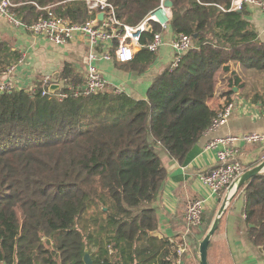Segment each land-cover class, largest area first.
Here are the masks:
<instances>
[{"label": "trees", "instance_id": "1", "mask_svg": "<svg viewBox=\"0 0 264 264\" xmlns=\"http://www.w3.org/2000/svg\"><path fill=\"white\" fill-rule=\"evenodd\" d=\"M108 1L128 25L160 3ZM170 1L165 30L190 36L191 47L176 66L156 73L144 99L108 89L74 96L83 80L68 63L60 74L63 87L51 93H43L40 83L32 90L0 91V264H84L85 248L93 264L174 263L178 244L151 234L157 226L151 203L167 179L162 155L182 163L217 118L222 109L209 105L217 72H230L231 83L244 87L232 64L252 73L254 88L242 89V95L264 104L257 88L262 83L255 79L264 76V42L245 7L232 10L231 0ZM13 2L27 24L46 14V7L74 22L88 17L83 0ZM158 31L151 23L140 50L120 66L146 70L156 53L145 45ZM20 56L0 39V76ZM239 190L248 238L264 255V172ZM212 217L202 214V233Z\"/></svg>", "mask_w": 264, "mask_h": 264}, {"label": "crops", "instance_id": "2", "mask_svg": "<svg viewBox=\"0 0 264 264\" xmlns=\"http://www.w3.org/2000/svg\"><path fill=\"white\" fill-rule=\"evenodd\" d=\"M245 10L247 11L246 19L254 26L258 38L264 42V10L253 6H246ZM163 34L164 44L156 52L155 60L146 70L143 72L127 70L115 60H97L96 65L103 78L110 84L121 87L123 92L134 99H144L146 90L156 73L162 67L169 65L172 59L169 42L173 33L165 31ZM0 39L21 54L17 63L14 64V76L23 81L22 88L28 89L30 85L35 87L37 83H40L42 88V81L45 77L63 82L60 74L64 63L71 64L83 80V58L87 52V44L81 35L66 44L55 45L43 36L8 25L0 17ZM231 66L244 87L237 88L231 83L230 72L219 71L215 77L214 96L209 101L210 107L223 110L222 107L225 106V101L229 96V100L231 99L229 103H232L233 109L227 121L215 129L204 132L186 154L182 163H178L166 154L162 155V161L167 170V179L160 195L151 203L155 209L157 222L151 234L158 238H167L178 245L185 241L187 249L181 257L182 264H199V244L208 229L202 233L201 224L191 227L186 224V227L183 213L185 203L189 198H204V196H208L204 212L208 214L213 212L210 224L222 202L231 196L225 204L216 231L209 239L208 264H264V255L248 238L247 224L243 214V191L233 186L212 196L207 194L206 189L197 179L199 173L214 167L217 163L214 151L205 148L208 141L246 132H257L264 135V104L260 105L259 100L252 102L250 98L244 97L241 93L242 89L249 91L242 77L244 74L247 75L246 71L249 70H245L244 66L239 63ZM4 79L0 76V81ZM59 88H53L52 91ZM257 88L264 100V82L257 85ZM229 90L233 93L227 95L226 92ZM235 148L237 158L244 167L243 172L264 160V142H237ZM246 166L248 167L245 169ZM182 231L190 233L189 238L182 236L184 234Z\"/></svg>", "mask_w": 264, "mask_h": 264}, {"label": "built area", "instance_id": "3", "mask_svg": "<svg viewBox=\"0 0 264 264\" xmlns=\"http://www.w3.org/2000/svg\"><path fill=\"white\" fill-rule=\"evenodd\" d=\"M86 5L88 17L83 22H74L60 17L47 9V13L37 17L30 24L24 23L12 8L17 5L13 0H0V17L15 28H21L25 32L45 37L55 45H63L81 35L85 38L87 52L83 58V82L77 85L74 96L91 95L106 89L114 93H121L123 89L107 82L96 65L97 60H115L119 63L129 62L141 48L140 38L143 32L151 30V23L156 24L161 31L155 32L152 40L145 47L148 51L156 53L164 44V32L171 19V8L164 5L165 0H160L159 5L150 11L141 21L134 25L121 22L115 13L113 5L108 0H83ZM232 10L240 11L246 6L258 7L264 10V0H231ZM40 8V7H38ZM172 59L170 65L176 66L182 55L191 47V38L183 33L173 34L170 40ZM15 65H10L1 76L0 91H8L13 88H22L23 81L14 76ZM56 85L62 87L63 82L45 77L42 81V92L51 93L50 87ZM30 85L28 89H33ZM66 93H60L58 97H65ZM233 109L232 103L224 106L218 113L207 131L223 125ZM263 143L264 135L257 132L226 135L212 139L206 143L207 150H213L218 165L208 173H199L198 182L212 196L220 191L234 186L238 176L243 173V166L237 158L235 144ZM208 196L189 198L184 206V220L188 227L199 226L205 203ZM187 249L185 241L177 247V257L173 264H182L181 257Z\"/></svg>", "mask_w": 264, "mask_h": 264}, {"label": "water", "instance_id": "4", "mask_svg": "<svg viewBox=\"0 0 264 264\" xmlns=\"http://www.w3.org/2000/svg\"><path fill=\"white\" fill-rule=\"evenodd\" d=\"M164 5L167 7H171V1L165 0ZM56 87H57L56 85H52L50 87L51 91L53 88H56ZM263 171H264V160L261 163H259L258 165L254 166L252 168H249V169L245 170L243 173H241L235 181V184H234L235 189H239L250 177H252L256 174H259V173H263ZM230 198H231V196L222 202L221 206L219 207V209L216 213V216L214 217V220L210 224L206 234L204 235L203 239L201 240V242L199 244V264H208V262H207V247H208L209 239L214 234V232L216 231L218 224L220 222L222 213L224 211L225 204L227 201L230 200ZM258 250L260 252L262 251L260 248ZM82 260H83L84 264H93L91 255H90L87 248L84 249Z\"/></svg>", "mask_w": 264, "mask_h": 264}, {"label": "rangeland", "instance_id": "5", "mask_svg": "<svg viewBox=\"0 0 264 264\" xmlns=\"http://www.w3.org/2000/svg\"><path fill=\"white\" fill-rule=\"evenodd\" d=\"M245 70H246V68L245 67H243ZM246 73H247V75L246 74H244L242 77H243V80H244V83H245V86H246V88H251V85L254 83L253 82V79H251V77H252V73H251V71H246ZM255 79H259V81L261 82V83H263L264 82V76L263 77H256ZM255 81V80H254Z\"/></svg>", "mask_w": 264, "mask_h": 264}, {"label": "bare ground", "instance_id": "6", "mask_svg": "<svg viewBox=\"0 0 264 264\" xmlns=\"http://www.w3.org/2000/svg\"><path fill=\"white\" fill-rule=\"evenodd\" d=\"M184 214V213H183Z\"/></svg>", "mask_w": 264, "mask_h": 264}]
</instances>
